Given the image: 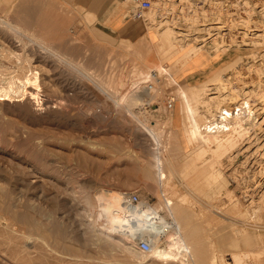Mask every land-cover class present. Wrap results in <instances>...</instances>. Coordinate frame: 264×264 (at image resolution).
Instances as JSON below:
<instances>
[{
    "label": "rangeland",
    "instance_id": "374dc122",
    "mask_svg": "<svg viewBox=\"0 0 264 264\" xmlns=\"http://www.w3.org/2000/svg\"><path fill=\"white\" fill-rule=\"evenodd\" d=\"M223 1L225 3H220V7L214 8L215 12L226 13L229 10L225 7L230 0ZM170 2L166 0L162 10L153 6L145 12L148 19L144 24L145 30L151 25L152 17L159 22L174 16V21L178 19L177 27L183 25L185 13L179 8L172 10ZM248 3L245 4L249 7ZM124 6L130 14L133 0H125ZM193 6L199 13L205 10L199 0ZM188 10L186 13L192 15L193 12ZM237 10H244L248 15L246 6L239 5ZM0 16L34 27L37 32L41 28L43 31L39 35H46V40L57 48L59 54L71 61L68 64L59 59L49 60L44 58V54L36 60L43 75L42 96H57V101H63L67 115L52 119L54 117L44 112L34 118L0 105V264H182L181 260L164 261L152 253H142L136 244H132L135 238L130 230L126 229V234L111 230V225L107 227L103 222L106 209L100 200L98 202L97 196L108 190L136 191L142 199L150 200L161 208L169 218L171 215L164 206V198L174 196L177 200L184 195L185 206L190 213L188 221L192 228L195 226L192 230L196 238L198 253L194 255L198 264L216 262L213 261L215 252L223 253L229 262L232 257L231 264H264V192L256 194L254 200L249 197L247 186L252 184L251 173H254L249 171L246 163L240 164L244 157L235 161L228 155L233 150L226 156L224 152L212 150L216 148L214 142L207 145L201 141V133L192 138L193 134L185 131L177 108L179 89L186 85V76L190 73L187 67L173 73L175 81L167 84L165 78L171 79L172 61L160 59L156 42L149 34L147 44L105 40L90 28L82 10L70 0H0ZM51 26L55 28L51 29ZM6 33L0 29V43L8 50L22 52V46L12 42L13 32ZM223 48L217 52L225 55ZM212 49L209 51L216 53ZM232 49L243 54V60L241 68H235L238 75L232 71L224 74L222 80L228 88L231 87L226 89L244 93L254 88L262 93L264 83L261 85L259 81H264V43L234 46ZM238 54L233 55L236 57ZM152 56L156 60H151L154 63L150 64V70L162 68L158 71L165 92L158 102L159 111L145 106L140 109L138 117L142 120L149 118L151 127L156 124L157 141L142 128L143 122L133 114L139 107L130 104L129 95L125 99L122 95L123 90L132 88L133 74L137 76L139 68L148 64ZM74 63L84 66L85 75ZM252 64L255 65V72L252 71L255 74L248 78L242 76L240 71ZM257 65L261 67L260 71ZM206 71L200 70V74L205 76ZM101 82L110 83L107 93L101 89ZM171 95L176 97L175 113L167 107ZM201 105L199 110L204 124L208 110ZM36 106L37 103L33 109ZM169 117L173 119L172 124L167 123ZM243 123L252 129L250 122ZM193 126V123L189 124V128ZM139 136L143 139H138ZM156 142L160 143V151L169 160L164 168L175 170L174 175L168 174L163 180L156 168L155 152L159 150ZM200 146L206 149L203 154H200ZM144 168H148L151 178H148L150 175L145 178ZM218 168L224 171L223 175L217 174ZM212 172L215 173L213 179L208 175ZM8 222L15 225L8 227ZM234 235L240 240L239 247L241 242L250 240L251 243L241 244L242 248L245 247L242 250L246 251L238 253L236 261L234 253L238 249L233 244ZM223 242L225 245L222 247ZM127 245H131L129 249L132 251L127 249Z\"/></svg>",
    "mask_w": 264,
    "mask_h": 264
},
{
    "label": "bare ground",
    "instance_id": "6f19581e",
    "mask_svg": "<svg viewBox=\"0 0 264 264\" xmlns=\"http://www.w3.org/2000/svg\"><path fill=\"white\" fill-rule=\"evenodd\" d=\"M169 1H172L170 2V4L172 3L171 5H173L172 10L176 11L175 9L179 8L181 12L185 13V17H183V19H185V22H183V25L181 27H177L176 23L178 19H176L177 21H174V16H168L165 21L160 20L159 22L155 20V17L151 16V27L148 26V28H146V34L143 36V38L138 42H127H129V44L131 45L136 43L147 44L146 38L148 34L152 37V40L156 42L157 52L160 55V59H162V61H172L169 72L172 75L171 79L170 77L165 78V80H167V84H171L173 81H175V79L173 78V73L175 74L179 69H182L184 67H187V70H189L190 73H200V70H207V76L203 81L194 84L186 79V85L182 86L181 89H179V105L177 108V112L180 115V120L184 122L185 131L191 132L193 134L192 138H195L196 133L198 135L199 133H201V141L207 143V145L214 142L216 148L212 150L219 153L224 152L226 156L229 152H232L231 150H233V153H230L228 155L231 156L235 161L236 159L238 161V159L244 157L240 164L246 163V165L249 166L250 170H244H249L254 173H251V175H253V179L251 181L252 184L248 185V181L250 179H247L249 197L251 196L252 200H254L256 194L264 192V91L262 90V93H258L254 88L252 89L250 87L251 90L244 91V93H240L237 91L235 92V90L234 92H229L228 89H231V87L228 84L230 87L228 88L225 85L227 83H225L222 78L227 72L232 71L236 74L235 71H237V69L235 68H239L240 63L243 60V54H238V52L232 48L234 46L241 47L246 45H256L258 43L262 45L264 43V28L261 24L258 23L257 19H254L252 16L247 15L246 13H235L234 11L230 10H228L226 13L217 10L215 12L214 10L210 9H208L210 11L205 9L201 11L202 13H199V10H197L193 6L195 5L196 0ZM209 1L210 0H205V3H208ZM248 2L249 0L245 1V3L247 4ZM165 4L166 0H155L154 2V6L158 7L160 10L165 7ZM192 7H194L195 9L193 10ZM187 9L191 10L193 14H187ZM189 10L187 12H189ZM1 28L5 32H9L8 34H11L10 31L13 32V36L11 35L12 42L17 45H21L22 52L8 50L5 45H3V43H0V105L5 108H14L18 110L21 115H30L34 116V118L38 116L39 113V115H41V113L44 112L48 113L47 115L49 117H54L52 119H55L60 115H67V112H65L67 110L63 108V101H57V96L55 98H52L50 96H42L43 75L41 69H38L40 66H37L38 63H36V60L38 59L37 57H39V55H41L42 58V55L44 54V58H48L49 60L59 59L68 64H71V61L67 57H64V55L59 54L57 48L48 40H46V35H39L40 31H43L41 30V28L40 31L37 32L35 29H33L34 27L32 28L30 26L23 25L22 22L18 23L17 21L14 22V20L11 21V19H9L8 17L1 18L0 16V29ZM54 28V26H51V29ZM45 30L46 28L44 29V31ZM7 33L6 35H8ZM2 38L3 37H1V39ZM219 38L221 40H219ZM221 41H224L225 43H222ZM147 46L148 48H150V44H148ZM222 47H224L222 52L226 54V56L224 57H222L221 52H217ZM210 48H213L212 50H216V53H211V51H209ZM230 50L231 52H229ZM233 54L238 55L235 57V55ZM154 58L155 56H152V58L148 59V64H145L144 66L139 68V74L137 76H135L136 74H133L131 89H122V95L124 99L125 96L129 95L128 98L130 100V104L137 108L139 107L135 112L133 111V114L137 117L140 116V109L145 106L150 109H160V103L158 104V102L163 96V92H165L163 91V86L161 85V75L158 71V69L162 70V68H156L157 70H154L152 72L150 70V64L154 63L156 60ZM151 60H153L154 62H151ZM254 66L255 65L253 64L251 66H248V69L246 68L243 71L241 70L240 72L242 73L240 74H242V76H247V78L251 75H254ZM75 67L78 69L81 68V72H83V74L85 75V69L83 65L76 64ZM256 67L259 68L258 71H260L261 67H259L258 65ZM258 71H256L257 74L260 73H258ZM229 77H231L232 80V76ZM122 81L123 80H121V82ZM259 82L260 84L261 82L264 83V81L262 80ZM230 84H232V82ZM100 86L101 89L107 93L108 91L106 88H109L110 83L101 82ZM245 86H247V84ZM240 89H238V91ZM210 90L213 91L211 93H208V91ZM226 91L228 93H226ZM208 94L213 95H209L208 97ZM121 99V102H123V98ZM118 100L120 101V99ZM35 102L37 103L38 107L36 106V108L34 107L33 109V106L36 104ZM200 104H202L201 106L203 107H207L208 110V112L205 111L207 115L204 116L206 120L204 124L202 123V114L200 112L201 110H199ZM118 105L122 106V103H118ZM129 107L132 108L130 105ZM87 117L88 116H86V119H88ZM245 117L246 119L243 121V118ZM138 119L140 120V122H143V125L145 126L144 127L143 125H141L142 128L146 130V132L148 131L149 135H151L152 138L157 141L158 137L156 135L155 129L156 124L151 127L150 123L148 122L149 118L142 120L140 119V117H138ZM242 121L250 122L253 126L252 129L249 130L247 127H245L246 124H244ZM140 122L138 123L140 124ZM167 123L172 124L173 119L169 117ZM190 123H193L195 126L189 128ZM201 125H203L204 128L201 127ZM248 127L251 128V126ZM138 139H143V137L139 136ZM157 143L158 146L156 148H159V150L155 152V157L157 156L156 168L160 179L163 180L168 176V174L171 176L174 175L173 173L175 170L170 167L164 168V165L166 167L169 164V160L167 157H165V153L160 151V143L156 142V144ZM202 146H200L201 149H199L200 154H203L206 150L205 147L203 148ZM152 163L154 164L155 162L153 161ZM212 168L214 169V167ZM191 169L192 168H190V170ZM142 171L145 174V178L150 175L148 168H144ZM182 172L184 173L185 171L182 170ZM223 172L224 171L221 168H218L217 174L223 175ZM236 173L238 174V172ZM184 175L186 176L185 173ZM208 175L209 178L211 177L212 179L215 177V173L213 172L212 174L208 173ZM148 178H151V175ZM236 183L239 186V181H237ZM225 188L223 186V189ZM121 193L122 192L120 191L116 192L113 190H108L100 192L98 196L96 195L98 202L100 200L101 205H103V207L106 209L104 210L103 214V222L107 224V227L111 225V230H118V232L121 231L122 233L126 232V234V229L128 231L130 230V232L133 231L135 233L139 228L141 229L140 235L136 236V238L134 239V243H132L136 244L137 248L139 241L144 238L152 243V250L147 253H152V255L159 260L173 262L181 260L182 264H198L195 258V255L197 256L198 253L196 247V238L193 236L192 230L195 229V226L192 228L190 222L188 221L190 213L185 206L187 201L185 202L186 198L184 197V195L180 196V198L177 200H175L174 196L164 198V206L167 209L169 215H171L170 218L165 216L161 211V208L155 205V208L162 212L164 222H166L169 226V230L166 234L156 235L152 232L153 229L144 220L142 214L126 208L121 203ZM163 196H165V194H163ZM99 208L101 209V207ZM4 219L8 220V218ZM0 220L2 221V216H0ZM133 220L138 221V224H134ZM13 225L15 224L8 222L7 226L11 227ZM30 226L37 228L36 225ZM20 230L22 231V229ZM239 230L241 229L239 228ZM129 236L132 235L130 234ZM249 239L247 238L246 240ZM238 241L240 240H237V243ZM245 243L251 244L250 240L248 242L245 241ZM237 247L239 248V245ZM129 248H131V245H127V249ZM215 256L216 255L213 256V261L216 260ZM213 264L218 263L213 262Z\"/></svg>",
    "mask_w": 264,
    "mask_h": 264
},
{
    "label": "crops",
    "instance_id": "0c3cea01",
    "mask_svg": "<svg viewBox=\"0 0 264 264\" xmlns=\"http://www.w3.org/2000/svg\"><path fill=\"white\" fill-rule=\"evenodd\" d=\"M70 1L74 6L82 10V13L84 15V20L90 26V28L105 40L116 39V40H131L133 42H138L146 34L144 24L147 22V19L145 14L142 17H135L127 13L126 7L124 6L125 0H70ZM225 55L222 54V56ZM186 77L189 82L196 84L200 81H203L206 78V75L204 76L199 72H193V73H189ZM171 111L175 113L174 112L175 107ZM237 240L238 237L234 235L233 238L234 245H236ZM238 243L236 245V248L238 250L236 253H234L235 261H236V255L238 253H242L243 251L242 249L245 248V247L242 248L241 244L244 243L243 244L244 246L245 244H248L245 242H241L240 247L238 248L237 247L239 245ZM259 243L260 242H257L256 244ZM224 245L225 243L223 242L222 247ZM215 255L217 258L216 262L218 264L232 263V257L229 258L230 259L229 262L225 259L223 253L218 254V252H215Z\"/></svg>",
    "mask_w": 264,
    "mask_h": 264
},
{
    "label": "built area",
    "instance_id": "2783aa9c",
    "mask_svg": "<svg viewBox=\"0 0 264 264\" xmlns=\"http://www.w3.org/2000/svg\"><path fill=\"white\" fill-rule=\"evenodd\" d=\"M155 0H133V8L131 9L130 14L135 17L144 16L145 12L151 10L154 6ZM212 2V3H211ZM225 1L223 0H210V3H205V0H199V4L203 9L214 10L215 7H220V3ZM249 7L245 4V0H230L228 3V7L225 9H229L234 11L235 13H243L237 10L239 5L246 6L248 8V15L252 16L254 19L258 20V23L262 25L264 28V0H249ZM250 13V14H249ZM176 97L171 95L167 100V107L169 109H173L175 107ZM121 203L128 209L138 212L142 214L144 220L149 224V226L153 229V233L156 235H164L168 232L169 226L166 222H164V217L162 212L155 208V205L150 200L142 199L141 195L132 190H126L121 193ZM134 221V224H138V221ZM141 229H137L134 233L131 231V234L136 238V236L140 235ZM138 248L142 252H150L152 250V243L147 239H141L138 244Z\"/></svg>",
    "mask_w": 264,
    "mask_h": 264
}]
</instances>
